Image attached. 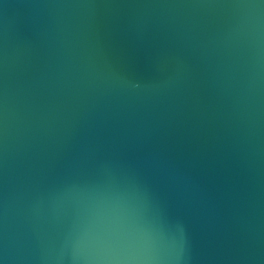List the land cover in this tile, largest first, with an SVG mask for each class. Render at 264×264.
<instances>
[{
    "label": "water",
    "instance_id": "obj_1",
    "mask_svg": "<svg viewBox=\"0 0 264 264\" xmlns=\"http://www.w3.org/2000/svg\"><path fill=\"white\" fill-rule=\"evenodd\" d=\"M0 264H264V0H0Z\"/></svg>",
    "mask_w": 264,
    "mask_h": 264
}]
</instances>
